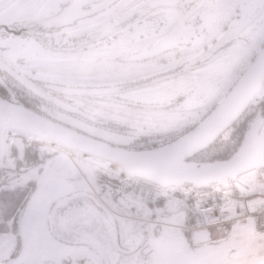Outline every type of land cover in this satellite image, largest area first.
<instances>
[{"label":"rangeland","instance_id":"374dc122","mask_svg":"<svg viewBox=\"0 0 264 264\" xmlns=\"http://www.w3.org/2000/svg\"><path fill=\"white\" fill-rule=\"evenodd\" d=\"M237 3L240 4L241 16L237 22L240 44L233 45L211 60L209 66L196 78L194 74H187L143 89L145 101L150 100L144 104H164L165 108L152 106L154 108L118 109L108 105L100 107L107 117L116 118L118 124L121 120L127 121L129 129L125 130L127 133L122 132L123 134H161L150 139L155 142L167 137L173 138V135L202 118L205 110L225 95L258 49L257 42L264 40V0L234 1L230 12ZM260 17L262 20L258 22ZM250 26L255 29L251 30ZM11 40L10 45L6 44L5 59L10 65H14L15 56L27 53L29 44L26 43L25 37H12ZM109 51L104 54L110 55ZM101 65L103 69L104 65ZM124 69L127 67L114 65L94 73L93 68L89 66L79 70L77 67L67 66L54 68L61 75L99 76L100 73L102 78H110L113 73H125ZM179 94H182L183 98H179ZM12 133V138L17 135L14 131ZM29 141L40 142V150L44 151L39 153L52 155L43 161L20 166L19 171L6 170L0 177L13 178L8 181L11 182L10 186L31 183V193L17 230L22 243L20 253L16 263L10 262L9 256L15 247V237L10 233H0V262L106 264L95 249L80 241L99 245L107 264H255L259 260L261 250L264 253V248L256 251L258 243L264 241V235L251 234L245 227L241 228L236 223L209 226V241L194 245L190 243L187 232L183 231L186 222L181 216L155 217L144 207L122 198L119 194V182L112 173L114 165L61 149L44 140H32L27 135L24 142L28 145ZM10 145L11 142L8 146ZM125 148L138 149L133 145ZM207 155V152L197 154L193 161H201L202 157ZM242 178L246 180L248 176L244 175ZM108 180H111L113 186L107 183ZM77 192L93 195L109 210L115 221L116 240L107 216L84 195L69 199L57 208L52 216V230L56 236L49 230L48 215L51 206ZM193 219L194 217L191 221ZM195 224L200 225V222L191 225ZM137 236H142L143 243L139 244L140 247H149L148 255H139V246L131 248Z\"/></svg>","mask_w":264,"mask_h":264},{"label":"flooded vegetation","instance_id":"af4514ba","mask_svg":"<svg viewBox=\"0 0 264 264\" xmlns=\"http://www.w3.org/2000/svg\"><path fill=\"white\" fill-rule=\"evenodd\" d=\"M234 1L237 0H0V97L72 130L106 137L124 148L131 145L138 149L149 148L169 142L196 122L173 138L155 142L150 139L161 134H123L129 129L127 121L121 120L118 124L116 118L107 117L100 107L154 108L157 105L144 104L150 100L145 101L143 89L187 74H194L196 78L211 60L240 44L237 30L240 4L237 3L230 12ZM140 3L142 7L109 26ZM61 9L72 11L68 10V15L60 20L38 24L39 19ZM261 20L262 17L258 22ZM250 28L255 29L254 26ZM170 34L173 39L164 45L162 52L141 60H125L148 51ZM12 37H25L29 44L27 53L15 56L14 65L5 59L6 44H11ZM263 41L257 42L258 49ZM107 50L110 55L104 54ZM114 65L127 69H124L125 73L111 74L110 78H102L100 73L99 76L72 77L54 70L59 66L77 67V70L89 66L96 73ZM103 90L110 93H86ZM178 97L183 98V95ZM11 147L7 149L10 155ZM7 153L4 162L16 160L15 153L11 156L15 159L7 160ZM20 166H27V161L23 165L17 164L16 169ZM4 171L0 170V177ZM4 179L10 178H0V182ZM4 185L0 184V189L5 188ZM12 235L16 242L9 257L10 262L16 263L22 243L19 232ZM141 242L142 236H137L131 248H137ZM17 244L19 251L12 257Z\"/></svg>","mask_w":264,"mask_h":264},{"label":"water","instance_id":"95a60500","mask_svg":"<svg viewBox=\"0 0 264 264\" xmlns=\"http://www.w3.org/2000/svg\"><path fill=\"white\" fill-rule=\"evenodd\" d=\"M142 6L143 4L140 3L133 7L129 12L111 22L109 26L119 23ZM68 10L72 11V9H61L52 15L43 17L39 19L38 24H49L56 19L65 18L68 15ZM8 31L13 32V30ZM15 34L18 33L15 32ZM171 35L148 51L125 58V60H141L162 52L164 45L173 39ZM5 67L12 72L7 66ZM263 88L264 41L225 95L189 130L167 143L141 149H127L112 143L101 135L72 130L22 105L9 103L0 97V170L13 171L17 164L26 163L24 161L26 146L24 138L28 135L35 137L36 140L52 143L61 149L109 163L118 167L125 175L138 177L162 187L192 186L199 188L209 183L235 180L240 175L263 167L264 124L251 126L245 133L240 146L226 158L206 160L195 165L189 159L208 148L224 131L230 128ZM86 93L104 94L110 92L103 90L87 91ZM8 130L17 133L11 141L16 155V160L12 162H4L9 147L5 139ZM81 195L89 197L91 202L104 212L116 240V226L111 213L97 198L84 192L71 194L52 205L48 215L49 230L55 235L52 230V216L56 209L67 200ZM167 210L170 213H175V204L169 202ZM210 234L207 227L194 229L190 232L191 243L195 245L207 242L210 239ZM80 243L94 248L107 264V259L99 245L86 241H80ZM0 264L4 263L0 262Z\"/></svg>","mask_w":264,"mask_h":264},{"label":"built area","instance_id":"2783aa9c","mask_svg":"<svg viewBox=\"0 0 264 264\" xmlns=\"http://www.w3.org/2000/svg\"><path fill=\"white\" fill-rule=\"evenodd\" d=\"M264 101L259 94L252 99L247 111H253ZM15 159L7 153V160ZM113 167V175L119 182V194L122 198L136 203L153 216H159L157 203L163 200L175 204V214L181 216L185 222V229L192 231L211 225L236 223L238 226H249L253 234L264 232V165L262 168L250 171L256 175V185L238 176L235 180H225L209 183L204 187L167 186L130 177ZM248 172V173H250ZM200 222V225H191L190 219ZM193 224V223H192ZM150 249L142 245L138 254L148 255Z\"/></svg>","mask_w":264,"mask_h":264},{"label":"trees","instance_id":"16d2710c","mask_svg":"<svg viewBox=\"0 0 264 264\" xmlns=\"http://www.w3.org/2000/svg\"><path fill=\"white\" fill-rule=\"evenodd\" d=\"M263 124L264 101L257 105L253 111L244 112L230 128L224 131V133L216 139L215 142L203 150L205 152L201 151L198 153V155L206 152L208 153L207 156L202 157L201 161H193L194 156L197 154L191 157L189 161L195 165L206 160L226 158L240 146L245 133L251 126H262ZM28 143L29 144L25 146L24 150V161H27V165L33 162L36 163L43 161V159L52 155V153H39L40 151H44L40 150V142L29 141ZM11 152L12 154L15 153L13 147H11ZM18 169L15 170L19 171ZM4 172L6 173L7 171ZM11 179L12 178L4 179L0 182V184L4 183L7 186L0 189V233L11 232L12 234H16L18 223L31 193V183L12 187L9 185L11 182H8ZM107 183L110 186H113L111 180H108ZM161 202L162 200H159L158 203ZM186 232L190 238L189 231ZM18 251L19 244H17L12 257H14Z\"/></svg>","mask_w":264,"mask_h":264},{"label":"crops","instance_id":"0c3cea01","mask_svg":"<svg viewBox=\"0 0 264 264\" xmlns=\"http://www.w3.org/2000/svg\"><path fill=\"white\" fill-rule=\"evenodd\" d=\"M248 176V178H246V180L248 181V182H250V183H253V184H255L256 185V175L253 173V172H250V173H246L245 174V176ZM93 196V195H92ZM167 202H165V201H163L162 200V202L161 203H157V212L159 213V216L161 217V216H167V215H171V216H173V215H178V214H175V213H170V212H168V210H167ZM179 216V215H178ZM180 217V216H179ZM183 219V218H182ZM192 219H190V221H191ZM194 224L195 223V220H193V221H191V224ZM246 228V231L247 232H249L250 233V231H249V226L248 225H246V226H243V227H241V228ZM183 231H188V230H186L185 228H184V230ZM191 231H189V233H190ZM251 234H253V233H251ZM254 235H256V236H263L264 235V232L263 233H260V234H254ZM262 239H264V236H263V238ZM190 243H191V240H190ZM259 244V246H258V248H257V250L256 251H258V249L260 248V249H262V248H264V241H262V242H260V243H258ZM255 264H264V253H262V250H261V253H260V255H259V260L255 263Z\"/></svg>","mask_w":264,"mask_h":264},{"label":"bare ground","instance_id":"6f19581e","mask_svg":"<svg viewBox=\"0 0 264 264\" xmlns=\"http://www.w3.org/2000/svg\"><path fill=\"white\" fill-rule=\"evenodd\" d=\"M260 93V92H259ZM264 96V91H261L260 93V97ZM13 131H7L6 134H5V139H6V143H10L11 140H12V136H13ZM29 138H31L32 140H36L35 137H32V136H29ZM7 143V145H8ZM109 164V163H108ZM115 167V166H114ZM118 168V167H117Z\"/></svg>","mask_w":264,"mask_h":264}]
</instances>
